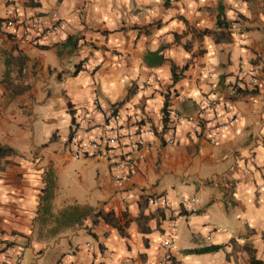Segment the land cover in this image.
I'll return each mask as SVG.
<instances>
[{"label": "crops", "instance_id": "1", "mask_svg": "<svg viewBox=\"0 0 264 264\" xmlns=\"http://www.w3.org/2000/svg\"><path fill=\"white\" fill-rule=\"evenodd\" d=\"M51 13L59 28L37 45L0 27V148L11 150L0 155V264L25 249L32 264H153L163 240L173 264H248L250 252L264 264V0H0V22ZM255 70L254 91L229 94ZM94 96L130 120L121 148L133 117L173 126V145L143 136L144 158L124 180L113 178L115 152L73 159L62 142L83 110L100 127ZM212 97L220 120L238 112L233 129L172 124ZM158 195L168 208L147 204ZM209 246L219 249L185 253Z\"/></svg>", "mask_w": 264, "mask_h": 264}, {"label": "built area", "instance_id": "2", "mask_svg": "<svg viewBox=\"0 0 264 264\" xmlns=\"http://www.w3.org/2000/svg\"><path fill=\"white\" fill-rule=\"evenodd\" d=\"M166 1L170 4L175 2V0ZM49 18L51 22L48 23L45 21V17L41 15H36L27 19H21L13 15L0 22V27L13 39H17L26 44L37 45L44 40L47 34L59 28V21L56 14H49ZM82 68L86 71H93L98 68V63L95 61L86 62L83 64ZM258 75V71L255 70L248 82L243 83L238 80L234 81L229 87V94L235 95L245 90L254 91L260 83ZM218 104L219 100L216 97H212L207 102L197 106L194 117L172 113L170 120L173 125L178 123L194 124L202 134L233 129L235 116L238 112L232 113L231 117L225 120H220L214 113ZM90 106L95 114L102 120L100 127H96V121L89 117L88 112L83 110L77 118L72 119L71 134L62 142L63 147L69 152L73 159L98 156L109 157V155L115 152L116 155L109 157V165L115 170L113 175L115 180H124L136 173L138 164L144 158L145 147L147 146V142L143 136H155L164 145H173L174 143L173 126H166L164 122L153 126L147 123V121L133 117L130 123V126L133 128V136L125 148H121L118 133L122 125L125 126L130 120L120 118L115 113L113 106H106L96 96L91 98ZM205 113L209 115L206 116L204 115ZM82 125H93L94 128H98L99 130L90 140L83 142L76 134V130L82 128ZM209 140L214 141L213 138ZM193 201L192 198L188 200L189 203H193ZM146 202L149 205H159L162 208L169 207L168 200L160 195L151 196ZM180 203L184 206L185 201L180 199ZM184 208L186 211L189 210V207ZM219 230L218 228V231ZM162 247L165 250L164 253L153 264H173L169 251L172 247V242L163 240ZM12 264H21L20 253L15 255Z\"/></svg>", "mask_w": 264, "mask_h": 264}, {"label": "trees", "instance_id": "3", "mask_svg": "<svg viewBox=\"0 0 264 264\" xmlns=\"http://www.w3.org/2000/svg\"><path fill=\"white\" fill-rule=\"evenodd\" d=\"M166 2V0H164ZM229 23H226L223 19V13H222V7L219 4L217 7V15H216V20H215V28L220 29V28H228ZM206 33L211 34L212 32L208 31ZM70 40V39H69ZM218 38H215V41H217ZM79 66H77L76 69H78ZM183 69V68H182ZM170 73H171V81L172 83L176 82V80L178 79V75L175 73V67L171 65L170 67ZM166 98V97H165ZM166 100V99H165ZM165 106L166 103L163 106V114L165 115ZM71 132H69V136H70ZM11 153L10 149L7 148H0V155H5ZM105 221H108V219L105 217ZM219 247L217 246H209V247H205V248H201V249H194V250H187L185 253L187 254H200V253H209V252H213L218 250ZM248 264H263L261 261L254 259V257L252 256L251 252L249 253V263Z\"/></svg>", "mask_w": 264, "mask_h": 264}, {"label": "rangeland", "instance_id": "4", "mask_svg": "<svg viewBox=\"0 0 264 264\" xmlns=\"http://www.w3.org/2000/svg\"><path fill=\"white\" fill-rule=\"evenodd\" d=\"M33 255L28 249H25L21 255V264H32Z\"/></svg>", "mask_w": 264, "mask_h": 264}]
</instances>
